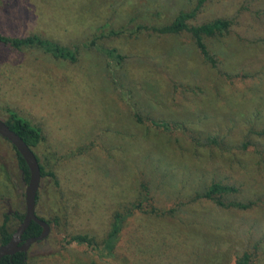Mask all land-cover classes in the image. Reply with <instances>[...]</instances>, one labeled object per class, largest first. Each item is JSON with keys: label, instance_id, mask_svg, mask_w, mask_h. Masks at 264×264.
<instances>
[{"label": "rangeland", "instance_id": "1", "mask_svg": "<svg viewBox=\"0 0 264 264\" xmlns=\"http://www.w3.org/2000/svg\"><path fill=\"white\" fill-rule=\"evenodd\" d=\"M197 1L0 0V35L76 51L70 61L0 41V118L11 108L41 129L34 151L57 180L41 178L36 213L51 228L28 248L29 264H237L244 252L264 264V0H204L188 20L230 21L204 38L213 65L186 31L137 29ZM105 25L112 33L90 45ZM219 181L238 188L224 205L203 195ZM143 182L148 213L127 220L114 260L102 256L114 213ZM26 185L0 136V225L8 214L18 226ZM76 235L96 244L68 242Z\"/></svg>", "mask_w": 264, "mask_h": 264}, {"label": "trees", "instance_id": "2", "mask_svg": "<svg viewBox=\"0 0 264 264\" xmlns=\"http://www.w3.org/2000/svg\"><path fill=\"white\" fill-rule=\"evenodd\" d=\"M203 1L204 0H198L197 4L189 11H184V10L179 11L169 23H165L161 26H156V27L137 24V29L152 30L158 34H178L182 31H186L194 39L195 45L198 48L201 56L207 62L213 65L215 63V60L209 53L204 38L223 35L224 32L228 31V28L230 26V21L226 18H216L211 21L201 23L199 25L188 24V20L192 19L196 15ZM105 27L106 25L99 28V30L94 34L93 38L91 39L89 43L90 45H95L96 40L103 37L104 33H112V30H107L106 32ZM0 41L3 43L11 44L12 46L17 48L30 46V45H38L43 50L51 53L56 57L64 58L70 61H75L76 59L75 47L73 49H70L61 46L56 42L43 39L37 35L23 37V38H9L0 35ZM111 51L112 53H116L115 49ZM116 59L118 61H121L122 56L117 54ZM5 111H6V118L4 119L5 123L13 131L18 133L21 136V138L26 142V144L34 150V148L37 147L43 139L41 129L33 125L30 122V120L19 115L15 110L11 108H5ZM12 146L15 149L17 155L18 167L21 170L22 177L25 182H28L29 179L28 166L25 160L23 159V157L15 148V146L13 144ZM36 156L39 160L42 177L48 176L49 179L52 178L51 180L55 184H57V180L55 179L54 172L50 170H46L44 164L41 163L40 157L37 155V153ZM237 191L238 188L236 186L225 184L219 181V182H212L209 185V187L206 189V191L203 193V195L207 198L215 200L217 204L224 205L223 196L228 194H233ZM38 194L36 197V202L38 200ZM151 201L153 202V197L150 196L148 184L143 182L142 189L139 192L137 199L134 200L133 203H131L129 207H127L123 211H118L114 213L111 221V228L102 242L104 249L107 250L105 254H103L102 256H107L109 258H112L113 260L114 258H116L117 255L115 254L116 251L115 249L121 238L122 230L127 220L130 218V216L134 215L135 213L138 212L144 214L148 213V203ZM233 203L234 204L231 205L242 209L249 208L255 204L254 201H247L245 203L236 201ZM13 216L17 218L18 222L20 223L23 219L24 211L14 212ZM39 217L44 219L46 222H48L49 225L51 224L49 220H47L43 216H39ZM8 223H9V215L5 214L4 220L0 225V244L8 242L12 233L14 232V229L11 230ZM41 230L42 228L38 223H36L35 221H31L28 227L26 228V230L24 231V233L22 234V241L28 237L36 236L40 234ZM69 240L70 241L68 242H75L78 245L90 246L96 244L94 239L88 237L87 235L72 236ZM116 261L117 263L115 262L114 264H127L128 262L125 256L123 257L119 256L118 260ZM0 264H29L27 261V252L17 251L13 255H5L0 259ZM106 264H113V263L109 261ZM237 264H249V255L247 254V252H244V254L238 259Z\"/></svg>", "mask_w": 264, "mask_h": 264}, {"label": "water", "instance_id": "3", "mask_svg": "<svg viewBox=\"0 0 264 264\" xmlns=\"http://www.w3.org/2000/svg\"><path fill=\"white\" fill-rule=\"evenodd\" d=\"M0 136L15 146L25 160L29 169V179L25 188V209L22 221L15 228L8 242L0 244V259L5 255H13L17 251L27 252L31 244L43 240L50 232V225L36 214V197L41 183V170L39 160L34 150L26 144L21 136L13 131L5 121L0 118ZM31 221L38 223L42 230L40 234L31 236L22 241V234Z\"/></svg>", "mask_w": 264, "mask_h": 264}, {"label": "flooded vegetation", "instance_id": "4", "mask_svg": "<svg viewBox=\"0 0 264 264\" xmlns=\"http://www.w3.org/2000/svg\"><path fill=\"white\" fill-rule=\"evenodd\" d=\"M35 211H36V209H35ZM37 214V213H36ZM50 228H51V225H50Z\"/></svg>", "mask_w": 264, "mask_h": 264}]
</instances>
